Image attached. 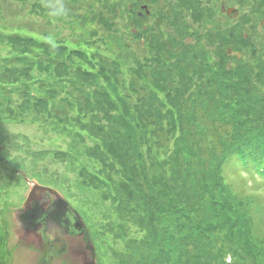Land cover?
Masks as SVG:
<instances>
[{"label": "rangeland", "instance_id": "rangeland-1", "mask_svg": "<svg viewBox=\"0 0 264 264\" xmlns=\"http://www.w3.org/2000/svg\"><path fill=\"white\" fill-rule=\"evenodd\" d=\"M170 2L176 5L171 3L176 8V17L171 23L161 25L162 51L175 47L177 42L173 41L189 45L199 42L204 51L208 50L212 68L224 65L244 71L249 88L259 96L264 89V0ZM151 4L135 3V0H0V58L15 57L17 51H24L30 61L34 55L40 57L42 67L47 70L39 75L36 69L32 74L47 79L53 88L61 91L57 105L68 114H75L70 105L68 111V102L82 105L91 93V99L99 98L98 93L105 89L114 102V95L120 99V106L124 105L121 99L126 95L128 103L132 100L131 105H135L142 89L153 91L168 106L166 91L155 88L156 73L164 72L160 63L167 60L150 65L148 59L156 50H149L147 38L155 15L165 12L166 3L153 0ZM142 6L149 13L137 16V10L144 12ZM195 8L201 14L194 15ZM229 8L234 10L227 13ZM151 13L153 17L149 16ZM143 30H148L145 37ZM217 30L224 32L221 40L211 41ZM12 35L18 36L16 42L14 37L10 38ZM29 38L45 45L35 46L33 40L29 43ZM231 43L240 48L235 49ZM228 48L238 51L240 57L226 55ZM134 60L142 66L137 84L132 78ZM195 61L200 67L198 60ZM13 65L25 67V63H17L15 59ZM100 69L114 75L117 72L118 82L112 78L110 83L116 86L114 92L108 88ZM193 72L194 69L185 77ZM188 94L189 99L194 98L195 87ZM197 97L195 102L200 103L203 97ZM23 99L22 93H15L6 102L7 111L14 113L7 112V116L0 118V228L4 231L0 264H84L83 255L89 262L93 259L94 264H134V246L138 244H146L148 251L156 254L154 261L161 245L159 238L155 241L158 234H154L159 224H153L148 217L155 203L148 202L145 193L157 171L149 173L153 167L143 146L137 174L134 172L130 180L122 174L126 162L122 164L112 157L114 148L123 152L114 137L115 134L120 137L115 122L119 111L111 112V116L87 112L81 123L72 125V130L84 126L81 136L74 138L63 133V124L53 122V117L36 116L32 110L18 117ZM197 122L201 125L202 119ZM225 123L217 121L218 130L204 135L200 144L204 156L220 154V144L230 139L231 129ZM171 149L162 152L153 147L150 154L157 151L163 160ZM49 150H56L57 157L53 159ZM38 152L42 153L41 158L36 157ZM140 164L146 167L145 183L141 182ZM197 167L199 176H203L211 161L204 165L199 162ZM225 181L241 196L237 200L245 204V209L246 203L250 204L247 216L254 220V229H246L250 245L247 240V243L241 241L239 262L264 264V193L252 191V187L261 188L264 182L238 166ZM35 184L52 189L56 195H43L24 208L27 194ZM200 187L195 186V190ZM225 259L230 260V255Z\"/></svg>", "mask_w": 264, "mask_h": 264}, {"label": "trees", "instance_id": "trees-1", "mask_svg": "<svg viewBox=\"0 0 264 264\" xmlns=\"http://www.w3.org/2000/svg\"><path fill=\"white\" fill-rule=\"evenodd\" d=\"M160 1L166 3L163 9L165 12L159 16L155 15L152 21L153 28L150 27L152 30L147 38L149 50L152 52L155 48L156 52L148 60L150 65L167 60L160 63L166 69L156 73L155 81L158 84L155 88L159 92L163 89L166 91L164 97L168 106H165L153 91L144 89H138L142 96L137 98L135 105H131L132 100L128 103L129 97L127 99L126 95L121 99L125 102L124 105L120 106V99L114 95V102L108 89H105L98 93L99 98L91 99V93L82 105L68 102L66 105H70L75 114L65 113L57 105L61 91L53 88L47 79L32 74L36 69L39 75L47 70L42 67L41 58L34 55L30 61L24 51H17L15 57L0 58V118L7 116L6 102L11 101L12 96L18 92L24 97L18 117L30 110L36 116L53 117V122L63 124V133L74 138L81 136L84 126L79 127V130H72V125L77 126L87 112L97 111L111 116V112L119 111L115 122L118 124L116 133L120 137L117 138L116 134L114 137L124 153L114 148L112 157L122 164L126 162V166L121 169L122 174L129 180L134 172L137 174L136 168L143 159V146L153 167L149 173L157 171L152 176L153 184H148L145 196L148 202L155 203V209H149L151 213H148V217L153 224H159V229L155 228L154 234H158L155 241L159 238L161 245L157 248V256L153 261L156 254L149 252L146 244L141 246L137 243L138 245L134 246V264H240L238 250L242 247L243 239L248 242L246 229H254V220L247 216L250 204L246 203V210L245 204L237 200L241 196L234 192L235 189L230 187L225 177L238 166L240 170H250L264 182V89L259 96L254 95L244 71L240 69L225 68L224 65L212 68L207 57L208 50L204 51L205 47L199 42L189 45L173 41L177 42L175 47L172 48V45L162 51L159 45V41H162L161 25L172 22L176 17V8L170 0ZM138 2L151 4L153 0H135V3ZM193 12L194 15L201 14L196 8ZM151 14L149 16L153 17ZM147 31L143 30L144 37ZM216 33L215 37L211 35V41L221 40L224 32L217 30ZM12 37L16 42L18 36H10ZM27 40L29 43L33 40L35 46L45 45L32 38ZM229 45L235 49L240 48L233 43ZM164 54L166 56L163 57ZM218 57L221 64L223 56ZM14 59L17 63H25V67L18 69L13 65ZM195 60H198L200 67H197ZM132 64V78L135 83L139 80L142 66L135 60ZM192 69L194 74L185 77ZM100 70L108 88H112L114 92L116 86H111L110 83L112 78L119 80L116 70L115 75L105 69ZM59 73L62 74L60 70ZM14 74L16 77H12ZM192 87H195L196 96L189 99L188 92ZM49 93H53V96ZM200 95L204 99L201 98L200 103H196L197 96ZM68 111L70 112L69 106ZM199 118L202 119V126L197 122ZM217 121L226 122L230 126V139L220 144V154L214 153L211 157H206L200 144L205 139L204 135L213 134L218 130ZM229 126L225 125L226 129ZM170 142L171 147L168 146ZM153 147H158L162 152L164 149H172L162 160L157 151L150 154ZM49 152L53 159L57 157L56 150ZM41 155L42 153L38 152L36 157L41 158ZM209 158L211 167L203 176H199L197 164L201 162L204 165L209 162ZM140 170L143 172L141 182L145 183L148 179L144 164H140ZM197 185L201 187L195 190ZM135 186L139 185L135 183ZM252 191L264 193V184L261 188L252 187ZM155 196L158 197L157 200ZM233 215L236 218L233 219ZM247 218L250 220L246 221ZM219 219L224 224L220 223ZM2 230L3 228H0V241L4 243ZM247 244L250 245L249 242ZM1 247L0 244V249ZM7 253L9 255L8 251ZM228 255L230 260L225 259Z\"/></svg>", "mask_w": 264, "mask_h": 264}, {"label": "water", "instance_id": "water-1", "mask_svg": "<svg viewBox=\"0 0 264 264\" xmlns=\"http://www.w3.org/2000/svg\"><path fill=\"white\" fill-rule=\"evenodd\" d=\"M142 9L144 12H142V10H137V16H142L143 13L148 14L149 11L146 8V6H142ZM234 9L233 8H229L227 10V13L232 12ZM234 54L237 58L240 57V53L238 51H233L231 48L226 49V55L230 56ZM44 194H52V195H56V192L53 191L52 189L45 187V186H40L38 184H35L31 187V189L29 190L27 197L23 203L24 208H27L31 202H33L34 200H39L43 197Z\"/></svg>", "mask_w": 264, "mask_h": 264}, {"label": "flooded vegetation", "instance_id": "flooded-vegetation-1", "mask_svg": "<svg viewBox=\"0 0 264 264\" xmlns=\"http://www.w3.org/2000/svg\"><path fill=\"white\" fill-rule=\"evenodd\" d=\"M44 195H48V194H44ZM49 197H50V195H49ZM48 200L50 201V198H48ZM35 233H36V232H35ZM40 240H42V237H41ZM85 257H86V255H83V263H84V264H94L93 259H91V262H89L88 259L85 258Z\"/></svg>", "mask_w": 264, "mask_h": 264}]
</instances>
